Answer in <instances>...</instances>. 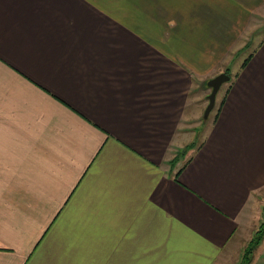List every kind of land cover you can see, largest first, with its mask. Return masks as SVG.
<instances>
[{"label":"crops","instance_id":"obj_1","mask_svg":"<svg viewBox=\"0 0 264 264\" xmlns=\"http://www.w3.org/2000/svg\"><path fill=\"white\" fill-rule=\"evenodd\" d=\"M258 3L0 0V264L244 260L264 224V36L180 153ZM244 264H264V232Z\"/></svg>","mask_w":264,"mask_h":264},{"label":"rangeland","instance_id":"obj_2","mask_svg":"<svg viewBox=\"0 0 264 264\" xmlns=\"http://www.w3.org/2000/svg\"><path fill=\"white\" fill-rule=\"evenodd\" d=\"M259 9L257 10V14L253 16L251 19V26L247 32L243 34L239 42L237 43V47L233 48L231 52L227 55L228 57V64H230V68H227V72L229 73V76H232V74L235 72L236 69V62L237 61H242L243 58L246 55V52L248 51L247 49L252 48L254 45L253 43H256L262 36H264V1L262 2L259 0L258 3ZM244 47V48H243ZM245 50V51H243ZM243 51V52H242ZM248 54V53H247ZM227 74V73H226ZM228 75V74H227ZM225 87H227L226 83H224L217 95V100H215V104L213 109L210 111L209 115L206 118H201L198 128L194 130L195 136H194V146H197L199 144L200 140L202 139L207 127L209 124L212 122L216 110L218 108V102L220 100V97L222 95V92L224 91ZM209 95V94H208ZM208 103V102H207ZM259 198L264 200V191L259 192ZM258 227V226H257ZM259 228L261 229L262 232H264V224L260 225ZM249 246V243L247 244ZM246 246V248H248ZM235 264V263H233ZM239 264H244V260L239 262Z\"/></svg>","mask_w":264,"mask_h":264},{"label":"water","instance_id":"obj_3","mask_svg":"<svg viewBox=\"0 0 264 264\" xmlns=\"http://www.w3.org/2000/svg\"><path fill=\"white\" fill-rule=\"evenodd\" d=\"M229 80H230L229 75L225 73H220L207 82L206 85L210 89V93L207 96L208 103L204 110L203 118H206L209 115L210 111L213 109L214 104H215L216 94L219 91L220 87L224 83L229 82Z\"/></svg>","mask_w":264,"mask_h":264},{"label":"trees","instance_id":"obj_4","mask_svg":"<svg viewBox=\"0 0 264 264\" xmlns=\"http://www.w3.org/2000/svg\"><path fill=\"white\" fill-rule=\"evenodd\" d=\"M247 61H248V59H245L244 62H243V64H242V66H244V65L247 63ZM221 104H222V102H221ZM194 144H195V143L193 142V143H191L190 145L186 146V147L184 148V151H182L180 154H184L185 151H187V150L193 148V147H194ZM261 238H262V231H261V229L259 228V230L255 233V236L253 237V239H252L250 245L248 246V248H247V250H246V252H245L244 263L247 262L248 255L251 253L252 248H254L255 246H257V245L260 243Z\"/></svg>","mask_w":264,"mask_h":264}]
</instances>
